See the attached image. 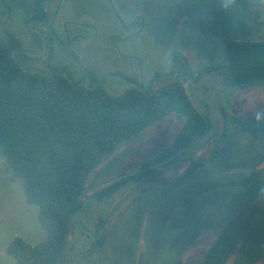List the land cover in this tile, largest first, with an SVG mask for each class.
Returning a JSON list of instances; mask_svg holds the SVG:
<instances>
[{
	"label": "trees",
	"instance_id": "obj_1",
	"mask_svg": "<svg viewBox=\"0 0 264 264\" xmlns=\"http://www.w3.org/2000/svg\"><path fill=\"white\" fill-rule=\"evenodd\" d=\"M46 1H36L33 19H47ZM224 24L219 30L227 62L208 72L220 78L227 93L264 87V38L232 39ZM19 48L18 37L6 31V44L0 45V157L22 181L26 202L39 207L47 235L36 246L15 238L7 248L15 264H71L93 256L103 264L108 247L110 264H183L190 248L210 232L215 240L197 264H264V119L237 120L221 103V144L207 160L193 162L170 180L163 175L213 129L209 106L201 110L184 85L199 79L184 54H173L169 73L156 72L147 84L136 81L112 95L91 70L79 79L64 65L48 66L44 73L24 70L14 56ZM171 116L182 122L171 143L94 194L98 203L127 189L156 198L138 207L137 223L127 214L130 207L114 219L116 209L95 220L89 233L82 214L90 175L117 149ZM144 214L151 227L140 249L138 222ZM74 220L92 241L76 257L69 254Z\"/></svg>",
	"mask_w": 264,
	"mask_h": 264
},
{
	"label": "rangeland",
	"instance_id": "obj_2",
	"mask_svg": "<svg viewBox=\"0 0 264 264\" xmlns=\"http://www.w3.org/2000/svg\"><path fill=\"white\" fill-rule=\"evenodd\" d=\"M36 1L0 0V45L6 44V31L13 32L20 41L14 56L26 71L44 73L48 66L64 65L79 79L91 70L105 80L112 95H119L133 82L147 84L156 72L169 73L174 53L187 57L199 79L184 85L201 110L209 106L213 129L203 141L182 153L180 164L166 172L165 178L176 179L193 162L207 160L211 150L221 144L224 132L219 112L221 103L227 104L240 121L256 119L257 112H264V87L227 93L222 90L220 78L208 72L227 62L219 30L221 22H225L232 39L264 38V0L235 3L231 0H48L42 6L47 13L45 21L33 19L38 14ZM181 125L174 116L160 121L117 149L93 171L83 196L88 205L82 221L89 233H94L95 220L100 216L107 218L116 209L114 219L130 207L127 214L136 222L140 215L138 207L149 203L152 196L145 198L138 191L131 195L132 189H127L98 203L94 194L105 182L152 161L171 143ZM38 216L39 207L26 202L22 181L12 177L0 157V264H15V259L7 253L15 238L31 246L46 238ZM148 217L144 214V219L138 222L140 249L151 227ZM130 235V244L134 246L135 237ZM70 240L69 254L75 257L92 243L87 235L81 234L76 220ZM214 240L212 232L202 235L185 254L183 264H197ZM111 257L108 247L103 264H110ZM100 259L99 256L80 258L71 264H98Z\"/></svg>",
	"mask_w": 264,
	"mask_h": 264
},
{
	"label": "clouds",
	"instance_id": "obj_3",
	"mask_svg": "<svg viewBox=\"0 0 264 264\" xmlns=\"http://www.w3.org/2000/svg\"><path fill=\"white\" fill-rule=\"evenodd\" d=\"M232 3H235L236 0H231ZM255 118L257 121H260L261 119H264V112H257Z\"/></svg>",
	"mask_w": 264,
	"mask_h": 264
}]
</instances>
